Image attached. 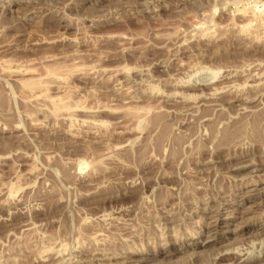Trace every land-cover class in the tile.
I'll return each instance as SVG.
<instances>
[{
  "label": "rangeland",
  "instance_id": "374dc122",
  "mask_svg": "<svg viewBox=\"0 0 264 264\" xmlns=\"http://www.w3.org/2000/svg\"><path fill=\"white\" fill-rule=\"evenodd\" d=\"M263 21L264 0H0V258L58 235L61 249L93 242L111 222L158 237L170 208L168 232L186 236L174 246L191 248L144 264H235L238 251L264 264ZM241 121L244 151L212 154L208 137ZM222 188L225 238L210 245L216 217L202 213Z\"/></svg>",
  "mask_w": 264,
  "mask_h": 264
},
{
  "label": "bare ground",
  "instance_id": "6f19581e",
  "mask_svg": "<svg viewBox=\"0 0 264 264\" xmlns=\"http://www.w3.org/2000/svg\"><path fill=\"white\" fill-rule=\"evenodd\" d=\"M242 13V12H241ZM246 13V12H245ZM246 15V14H245ZM250 16V15H249ZM246 18V17H245ZM250 19L247 21V24H246V26H248V28L250 27V26H252V24H254L253 22L254 21H256L257 19H256V17L254 18L253 17V19H251V17H249ZM247 19V18H246ZM259 21V20H258ZM260 22V21H259ZM260 23H262V21L260 22ZM256 24H258V23H256ZM255 24V25H256ZM263 24H264V21H263ZM263 24H260V25H263ZM259 25V24H258ZM236 26V25H235ZM240 26V25H239ZM245 27V26H244ZM263 27V26H262ZM237 28V27H236ZM244 29V28H243ZM252 29V28H251ZM257 30V29H256ZM247 31V30H246ZM255 31V30H254ZM250 32V31H249ZM257 32H259V30L257 31ZM256 32V33H257ZM246 33V32H245ZM254 33V32H253ZM253 35V34H252ZM256 35V34H255ZM258 35V34H257ZM198 36V35H197ZM202 36H204V35H202ZM260 36V35H259ZM200 37V36H199ZM258 37V36H257ZM202 38V37H201ZM224 38V37H223ZM247 38V37H246ZM259 38V37H258ZM204 39V38H203ZM207 39V38H206ZM250 39V38H249ZM209 40V39H208ZM254 40V39H253ZM253 40H251V41H253ZM258 40V39H257ZM198 41H200V40H198ZM206 41V40H205ZM256 41V40H255ZM259 41V40H258ZM262 41V40H261ZM208 42V41H207ZM251 43V42H250ZM261 42H259V44H260ZM252 44H253V42H252ZM264 44V43H263ZM245 51H247V50H245ZM254 52H256V51H254ZM241 53H242V51H241ZM246 53H247V55L250 53H248V52H245V55H246ZM218 54V53H217ZM216 54V55H217ZM239 55H240V53H238ZM252 54V53H251ZM262 54H264V52L262 53ZM261 54V55H262ZM208 55H210V54H208ZM239 55H238V57H239ZM252 55H249V56H247L248 58L249 57H251ZM236 57V56H235ZM241 57H244L245 58V56H241ZM261 57H264V56H261ZM214 58V57H213ZM210 59H211V57H210ZM236 59V58H235ZM243 59V58H242ZM254 60V59H253ZM216 61V60H215ZM236 61V60H235ZM238 61V60H237ZM259 61V60H258ZM172 62V61H171ZM218 62V61H217ZM257 62V61H256ZM237 63V62H236ZM254 63V62H253ZM179 64V63H178ZM185 65V64H184ZM176 66H177V63H176ZM175 66V67H176ZM182 66V65H181ZM249 68V67H248ZM179 71V70H178ZM225 73V72H224ZM253 73V72H252ZM223 75H226V74H223ZM232 75V74H231ZM234 75V77L237 75V74H233ZM241 75V74H240ZM229 75L227 74V77H225L226 79L227 78H230V77H228ZM239 76V75H238ZM187 77V76H186ZM213 77V76H212ZM221 77V76H220ZM223 77V78H224ZM215 78V77H214ZM177 80V79H176ZM179 83V82H178ZM172 84V83H171ZM174 84H175V82H174ZM180 84H184V82L182 83H180ZM186 84V83H185ZM182 85H180V86H182ZM201 85V84H200ZM246 85V84H245ZM175 87V86H174ZM236 87V86H235ZM241 87V86H240ZM249 87H252V86H248V88ZM227 88V87H226ZM229 88V87H228ZM231 88H233V87H231ZM243 88H245V87H243ZM222 89H224L223 87H222ZM240 89V88H239ZM242 89V88H241ZM253 89V88H252ZM219 90V89H218ZM225 90V89H224ZM231 90V89H230ZM236 90H237V88H236ZM245 90V89H244ZM214 91V90H213ZM217 91V90H216ZM238 91V90H237ZM236 91V92H237ZM259 91V90H258ZM192 92H193V90H192ZM220 92H222V91H220ZM243 92V91H242ZM163 93V92H162ZM161 93V94H162ZM223 93V96L221 97V98H224V97H226V96H230L229 94H231L232 93V91L231 92H229V91H225V92H222ZM239 93V92H238ZM210 94V93H209ZM212 94H214V93H212ZM234 94V93H233ZM239 94H241V93H239ZM257 94V93H256ZM158 96V95H157ZM185 96V95H184ZM197 96V95H196ZM195 95L193 96V97H196ZM212 95H210V97H211ZM233 96V95H232ZM237 96H240V95H237ZM176 97V96H175ZM182 97H183V95H182ZM191 97V96H190ZM189 97V98H190ZM234 97V96H233ZM232 97V98H233ZM241 97V96H240ZM235 98H237L238 100H239V97H236L235 96ZM217 99V98H216ZM187 100V99H186ZM175 101V100H174ZM228 101V100H227ZM234 101V100H233ZM236 101V100H235ZM244 101H247V99L245 100L244 99ZM253 101V100H252ZM249 102V101H248ZM223 103H225V101L223 102ZM227 103V102H226ZM232 103V102H231ZM240 103H241V101H240ZM250 103H251V101H250ZM220 105H223V104H221V103H219ZM234 104V103H233ZM243 104H244V102H243ZM245 105V104H244ZM230 106H232V104L230 105ZM237 106V105H236ZM220 109V108H219ZM214 110V109H213ZM222 110V109H221ZM193 113V112H192ZM191 113V114H192ZM215 113V112H214ZM224 113V112H223ZM194 115V114H193ZM242 115H244V114H242ZM241 115V116H242ZM213 116H214V114H213ZM196 117V116H195ZM236 118V117H235ZM217 119V118H216ZM244 119V118H243ZM242 119V120H243ZM207 120V119H206ZM210 120H211V117H210ZM214 120V119H213ZM240 120V119H239ZM238 120V121H239ZM218 121V120H217ZM237 121V120H236ZM247 121V120H246ZM214 122H216V121H214ZM248 122V121H247ZM247 122H245V121H241V124H242V126L243 127H241V125H240V122H238L239 123V125H236V124H238V123H235V126H234V129H231V130H229L230 129V125L228 126V127H226L227 128V130H229V131H223L224 133V135H223V137L221 136V139L218 137V139L216 138L217 137V135H212L211 137H208V138H211V140H212V142H214L215 144L214 145H212V146H214V147H212L210 144V146H208L211 150V153L213 152V153H218V152H222V150H224V149H228L229 151L231 150V149H237V148H239V150H240V148H242L245 144H247L248 143V137H247V135H248V133H247ZM223 123V122H222ZM224 123H225V121H224ZM228 124V123H227ZM244 124V125H243ZM211 126H213V125H211ZM240 126V127H239ZM216 126H214V128H215ZM217 128V127H216ZM225 130V129H224ZM212 132V131H211ZM219 132V131H218ZM163 133V132H162ZM263 136V135H262ZM190 138V137H189ZM189 138H188V141H189ZM208 138H206L207 140H208ZM262 138V137H261ZM248 139V140H247ZM191 140V139H190ZM210 141V140H209ZM262 141V140H261ZM261 141H260V143H261ZM170 142V145H171V140L169 141ZM263 142V141H262ZM250 144L252 143V142H249ZM253 143H255V142H253ZM259 143V145H261ZM256 145H257V143H256ZM158 149H161V147L163 146V141L162 142H160V143H158V144H156L155 145ZM254 146V145H253ZM259 147V146H258ZM155 148V147H154ZM208 148V149H209ZM248 148V147H247ZM243 149V148H242ZM204 150H205V147H204ZM238 150V149H237ZM247 150V149H246ZM252 150H253V148H252ZM243 151H244V149H243ZM207 152H208V150H207ZM212 153V154H213ZM247 153V152H246ZM202 154V153H201ZM234 154V153H233ZM211 156V155H210ZM201 161V160H200ZM264 161V160H263ZM203 162V161H202ZM262 162V161H261ZM180 163V162H179ZM257 163H258V161H257ZM264 163V162H263ZM261 164V163H260ZM151 179V178H150ZM201 188H203V187H201ZM199 189V188H198ZM256 190V189H255ZM207 191V190H206ZM225 191H227L225 188H222L221 190H219L218 191V193H217V198H213V197H208V199H209V201H207L208 203H207V207H206V210L204 211V213H202V216H203V218H210V217H216V218H214L212 221H210V222H213V221H215L216 223V225H209V224H207V225H204L203 224V227H205V228H207V230H206V234L208 235V237H213L212 239H208V240H206L205 241V243H209L210 245L211 244H215L216 242H218V241H220V240H223L225 237L224 236H220L219 234H218V231H217V229H218V227L221 225V223H227V222H225V221H223L222 220V215H223V209H224V207H222V205L224 204V200L225 199H232V198H230V194L228 195V193L227 194H223ZM234 191V190H233ZM259 191V190H258ZM182 193V192H181ZM208 195H209V193H208ZM234 195V194H233ZM232 195V196H233ZM183 196V195H182ZM212 196V195H211ZM231 196V197H232ZM183 198V197H182ZM193 198V197H192ZM205 200V199H204ZM136 201V200H135ZM135 201H133L134 203H135ZM111 202V201H110ZM139 202V201H138ZM155 202V201H154ZM137 203V202H136ZM138 204V203H137ZM160 204V203H159ZM162 204V203H161ZM156 205V204H155ZM129 206V205H128ZM161 206H163V204L161 205ZM99 207V206H98ZM101 207V206H100ZM132 207V206H131ZM131 207L129 206V208H127V207H125L124 206V209H120L121 211H123V210H131ZM135 207H136V205H135ZM156 207H157V205H156ZM171 207H173V206H171ZM214 207V208H213ZM248 207H249V205H248ZM108 208V207H107ZM118 208V207H117ZM123 208V207H122ZM158 208H160V207H158ZM163 208V207H162ZM213 208V209H212ZM105 209V208H104ZM173 209V208H172ZM107 210V209H106ZM113 210H115V208L113 209ZM119 210V211H120ZM140 210V209H139ZM149 210H150V208H149ZM156 210H157V208H156ZM163 210H165V209H163ZM179 210V209H178ZM204 210V209H203ZM117 211V210H116ZM133 211V210H132ZM140 211H142V210H140ZM159 211V210H158ZM174 211V210H173ZM244 211V210H243ZM81 212V211H80ZM96 212V211H95ZM137 212V211H136ZM135 212V213H136ZM148 212V211H147ZM160 212V211H159ZM164 212H172V210L170 209V208H167L166 209V211H164ZM164 212H162L163 214H161V212L159 213V214H161V215H159V214H157L156 212H155V210H154V214H157V217H158V215H159V217L157 218V219H159V222H158V224H156L155 225V231H162L163 229H167V231L166 232H164L163 233V235H160V236H158V237H151V235H152V233L151 234H149L148 236L146 235V233H145V231L143 232V231H138L137 229H140L139 227H135V228H132V229H119V226H117L116 228H113L114 227V225L113 224H111V223H109V224H106L105 225V227H100V226H96V227H100L99 229H97L96 231H95V229L93 230V231H95V233L96 232H98V239H95V240H93V242H90V240H89V242L87 241V240H85V239H87V238H84L83 239V241L82 242H80V243H78L79 245H75V247L74 248H72V247H70V248H72L71 250H70V248H68V245H70L71 243H68V233H67V235L66 234H64V235H66L67 237H65V238H67V239H65L64 240V242L62 241L63 240V238H62V240L61 239H59V240H61V243H58V245L59 244H62V242L63 243H66L65 241L67 240V243H68V245H67V243H66V245H64V246H67V247H63V249L65 250V251H59V249L58 248H60V247H57V246H55L54 247V245L57 243V240H58V238L60 237V236H62V235H58V237L56 238V242L55 243H53V239L51 238V242L53 243V244H51L50 243V240L49 239H47V240H49V241H45V242H43V241H41L40 242V240H39V242H36V243H30V244H24V245H22L21 246V248L19 247V248H17V249H15V251L13 252L12 251V253H11V251H10V246H9V251H7L8 253H4L5 255H7V256H5V255H3V256H5V257H3L4 259H2V258H0V263H2V264H11V262H14V264H80V263H86V262H90L91 264H96V261H99L100 259H103V258H109V260L110 261H115V260H117L116 261V263L117 264H128V263H130V262H134V261H136V262H139V263H137V264H144L145 262H147V261H154V260H158V261H160L159 260V258L160 257H162L163 259H167V258H169V257H174L176 254H178V253H183L184 251H186V250H188V249H190L191 248V244H186L185 246H174L177 242L176 241H178L179 240V238H185L186 236L184 235V236H182V235H180L179 237H178V234L177 233H175V231L173 232V233H169L168 231L169 230H172V229H175L176 230V225L175 226H170L172 223H174L176 220L178 221V219H177V216L175 217V218H173V215H179V213H181V212H179L178 214L177 213H172V215H170V217L169 216H164ZM177 212V211H176ZM198 212V211H197ZM195 213V212H194ZM193 213V214H194ZM91 214H92V212H91ZM104 214H107V213H105L104 212ZM144 214H146V213H144ZM149 214H153V212H151L150 213V211H149ZM93 215L95 216V213H93ZM163 215V216H162ZM166 215H168V214H166ZM187 215V214H186ZM112 216H113V214H112ZM148 216V215H147ZM151 216V215H150ZM150 216H148V217H150ZM156 216V215H155ZM183 216V215H182ZM201 216V217H202ZM93 217V216H92ZM138 217V216H137ZM152 217V216H151ZM180 217V216H179ZM178 217V218H179ZM185 217V216H184ZM188 217H189V215H188ZM156 218V217H155ZM181 218H183V217H181ZM186 218V217H185ZM185 218H183V219H185ZM192 218V217H191ZM137 219H139V218H137ZM90 220V219H89ZM117 220H119V219H117ZM180 220V219H179ZM182 220V219H181ZM95 220H93V221H90L89 222V225L91 226V227H93V226H95L94 224H90L91 222H94ZM109 221V220H108ZM123 221V220H122ZM133 221H134V219H133ZM147 221V220H146ZM183 221H185V220H183ZM99 222V221H98ZM120 222H121V220H120ZM137 222V221H136ZM145 222V221H144ZM187 222V221H186ZM194 222V221H193ZM202 222V221H201ZM210 222H208V223H210ZM122 223H127V222H122ZM147 223V222H146ZM181 223H183V222H181ZM100 225H101V222L99 223ZM103 224H105V222L103 223ZM115 224V223H114ZM128 224H134V223H128ZM144 224V223H143ZM150 224V223H149ZM148 223L146 224V225H144V226H146V227H148V225H149ZM82 225H84V224H82ZM85 225H87V223L85 224ZM112 225H113V227H112ZM139 225V224H138ZM150 225H152V226H154L153 224H150ZM149 225V226H150ZM179 225V224H178ZM63 226V225H62ZM71 226V225H70ZM88 226V225H87ZM86 226V227H87ZM101 226H104V225H101ZM201 226H202V224H201ZM214 226V227H213ZM65 227V228H64ZM90 227V228H91ZM134 227V226H133ZM157 227V228H156ZM199 227V226H198ZM197 227V228H198ZM202 227V228H203ZM64 228V229H63ZM72 228V227H71ZM81 228V227H80ZM84 228H85V226H84ZM150 228V227H149ZM149 228H144L145 230L146 229H149ZM152 228V227H151ZM150 228V229H151ZM185 228V227H184ZM187 228V227H186ZM247 228L248 227H245V228H242L241 227V232H242V234H244L245 232H247ZM62 229L64 230V233L65 232H67V231H65V230H67V228H66V226H63L62 227ZM79 228H77V231H82L83 229L81 228V229H79ZM149 229V230H150ZM178 229V228H177ZM180 229V228H179ZM178 229V230H179ZM221 229V228H220ZM71 230V229H70ZM88 230V229H87ZM91 230V229H90ZM140 230H142V229H140ZM68 231H69V229H68ZM77 231H76V233H77ZM85 231V230H84ZM84 231H83V233H84ZM86 232V231H85ZM180 232V231H179ZM56 233V232H55ZM75 233V232H74ZM75 233V234H76ZM80 233V232H79ZM78 233V234H79ZM83 233H81V234H83ZM70 234V233H69ZM87 234H89V232H87ZM86 234V235H87ZM93 235V233H91L90 232V235ZM148 234V233H147ZM246 234V233H245ZM56 234H54V236H55ZM96 235H97V233H96ZM96 235H94V237L96 236ZM139 235L140 236H142L141 238L139 237ZM51 236V235H50ZM137 236L139 237V239L140 240H138V238H137ZM163 236V237H162ZM78 237H80V236H78ZM81 237H83V236H81ZM85 237H89V236H85ZM93 237V236H92ZM91 237V238H92ZM93 237V238H94ZM75 238H77V237H75ZM96 238V237H95ZM158 238L159 239H164V240H166L167 242H164V243H162L161 245H159V241H157L158 240ZM71 239H72V237H71ZM74 239V238H73ZM78 239L79 238H77V241L75 240V242H79L78 241ZM82 239V238H81ZM154 239H156V240H154ZM184 240V239H183ZM72 241V240H71ZM70 241V242H71ZM140 241V242H139ZM181 241V240H180ZM187 241V240H186ZM189 241V240H188ZM197 241V240H196ZM35 242V241H34ZM154 242V248H152L153 246L150 244V243H153ZM162 242H163V240H162ZM176 242V243H175ZM184 243V242H183ZM200 243V241L198 242V243H196L195 242V244H199ZM77 244V243H76ZM217 244V243H216ZM53 245V246H52ZM74 245V244H73ZM61 246V245H60ZM63 246V245H62ZM77 246V247H76ZM193 246V245H192ZM36 248L37 247V249L39 250V249H42V250H40L38 253H36V255H32V256H30V255H28L26 252H27V250L28 249H30V248ZM57 247V248H56ZM16 248V247H15ZM54 248V249H53ZM55 248H56V250H55ZM66 248H67V251L68 252H66ZM11 249H14V248H11ZM61 249V248H60ZM63 249H61V250H63ZM120 249H122L123 250V253H119V251L118 250H120ZM37 250V251H38ZM122 250H120L121 252H122ZM94 251V253H92ZM104 251H107V252H105V253H103ZM24 253H26L27 255H25ZM251 253V252H250ZM20 254H24L23 255V257H21L20 259H16V258H18V256L20 255ZM32 254V253H31ZM34 254V253H33ZM223 254V253H222ZM253 254V253H252ZM236 255H237V257H239V258H237L234 262H236L235 264H249V263H251V262H253V261H255V260H257L258 258H259V255H255V254H253V256L251 255V254H243V253H240L239 251H238V253L236 252ZM239 255V256H238ZM75 256H78L76 259H74V257ZM226 257H227V255H226ZM261 257V256H260ZM218 258V257H217ZM216 258V259H217ZM221 258H223V255H221V257H220V259ZM231 258H233V255H229L228 256V259H231ZM212 262H209L208 264H217V261L216 262H214V260H211ZM102 262V261H101ZM98 264H106V263H99V262H97ZM109 264H111V262L109 263ZM219 264V263H218ZM234 264V263H233Z\"/></svg>",
  "mask_w": 264,
  "mask_h": 264
}]
</instances>
